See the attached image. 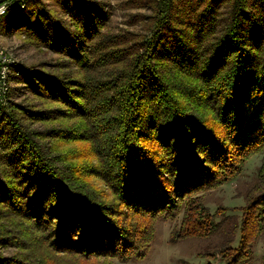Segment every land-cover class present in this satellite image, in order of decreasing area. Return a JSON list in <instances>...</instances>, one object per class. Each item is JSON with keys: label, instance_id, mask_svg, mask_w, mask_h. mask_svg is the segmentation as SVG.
<instances>
[{"label": "trees", "instance_id": "trees-1", "mask_svg": "<svg viewBox=\"0 0 264 264\" xmlns=\"http://www.w3.org/2000/svg\"><path fill=\"white\" fill-rule=\"evenodd\" d=\"M60 1L67 18L31 0L4 16L75 69L25 67L18 82L40 105L0 103V211L45 243L34 262L0 249V264L141 257L153 219L179 213L176 239L219 235L226 264L249 260L264 234V0H160L147 34L131 42L104 33L106 16L87 0ZM35 122L54 125L42 132ZM50 136L85 150L54 151ZM254 153L262 162L239 220L217 222L224 212L210 213L197 194L235 178ZM84 176L109 184L117 205Z\"/></svg>", "mask_w": 264, "mask_h": 264}, {"label": "rangeland", "instance_id": "rangeland-1", "mask_svg": "<svg viewBox=\"0 0 264 264\" xmlns=\"http://www.w3.org/2000/svg\"><path fill=\"white\" fill-rule=\"evenodd\" d=\"M31 1L33 2L31 5L32 10L44 7V9H48L59 18L66 17L67 7L60 0ZM87 2L106 16V25L102 28L104 33L120 38L130 35L131 42L134 35L147 34L144 31L150 24L151 17L155 15L160 0H87ZM7 17H3L4 19L2 18L0 21V47L6 61L11 59L14 64L6 69L8 73L4 74L5 79H2L0 75V103L6 105L10 101L16 104L38 106L40 101L26 93L21 83L18 82L19 72L23 71L25 67L38 65L52 72H70L75 67L69 57L53 52L46 47H36L33 39L27 35L25 30L22 27L17 28L15 21ZM67 64H69V67L64 68L63 66ZM1 69L2 66H0V72ZM4 80L5 82H3ZM53 125L54 123L35 122L29 126L34 130L43 132L49 127L52 128ZM221 135L223 136V132ZM43 143L45 147L53 148L54 151L57 149L84 151L85 148L80 149L77 147L86 145L82 141L63 143L51 136L45 138ZM0 151H2L1 147ZM262 157V153L252 154L244 162L241 172L235 178L220 186L203 189L197 194L202 204L210 210V213H214L216 209L224 212L214 217L217 222L221 221L222 214L230 217L229 220L223 221L225 224L239 220L241 208L246 205L250 190L257 182ZM80 161L77 160V162ZM84 179L88 183V188L94 190L101 199L107 203L117 205L109 184L106 185L103 180L92 176H84ZM118 206L121 209L124 208L121 204ZM122 211L125 214L127 210L123 209ZM115 216L117 217L118 214L116 213ZM181 216L182 213H179L173 214V217L170 218L159 216L153 219V239L147 244L144 254L141 257L132 256L129 260L122 262L115 260V264H226L225 259L220 258L217 254L221 236L175 238L174 231L180 224ZM28 223L25 220L10 218L4 211H0V236L6 237L5 231H10L8 240L6 241L4 238L2 241L8 245H0V249L3 253H11L12 255L17 253V256L34 262L35 254L38 252L37 247L45 245V243L40 237H34L37 234L27 226ZM32 229L34 230L35 227L32 226ZM239 234V228L237 227L232 244L234 247L238 244ZM23 238L27 239L26 245H30L29 249L18 248L19 244L17 243ZM263 254L264 234L257 238L249 260L243 264H260Z\"/></svg>", "mask_w": 264, "mask_h": 264}, {"label": "built area", "instance_id": "built-area-1", "mask_svg": "<svg viewBox=\"0 0 264 264\" xmlns=\"http://www.w3.org/2000/svg\"><path fill=\"white\" fill-rule=\"evenodd\" d=\"M25 1L26 0H5V1L1 2L0 3V9H2V11H0V21L8 11L18 10V9L22 8ZM5 62H7V63H5ZM13 64H14V61L11 59L6 61L5 57H3L1 47H0V66H2L0 75H1L2 79H5V75L8 73V71L6 72V69H8V67L10 68V66ZM3 82H5V80Z\"/></svg>", "mask_w": 264, "mask_h": 264}, {"label": "water", "instance_id": "water-1", "mask_svg": "<svg viewBox=\"0 0 264 264\" xmlns=\"http://www.w3.org/2000/svg\"><path fill=\"white\" fill-rule=\"evenodd\" d=\"M3 1H5V0H0V3L3 2Z\"/></svg>", "mask_w": 264, "mask_h": 264}, {"label": "clouds", "instance_id": "clouds-1", "mask_svg": "<svg viewBox=\"0 0 264 264\" xmlns=\"http://www.w3.org/2000/svg\"><path fill=\"white\" fill-rule=\"evenodd\" d=\"M0 11H2V9H0Z\"/></svg>", "mask_w": 264, "mask_h": 264}]
</instances>
